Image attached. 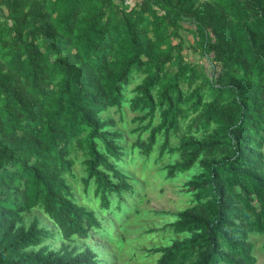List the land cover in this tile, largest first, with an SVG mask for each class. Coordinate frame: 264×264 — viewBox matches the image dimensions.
I'll use <instances>...</instances> for the list:
<instances>
[{
  "label": "trees",
  "instance_id": "16d2710c",
  "mask_svg": "<svg viewBox=\"0 0 264 264\" xmlns=\"http://www.w3.org/2000/svg\"><path fill=\"white\" fill-rule=\"evenodd\" d=\"M183 31L210 71L184 60ZM125 104L132 148L147 157L161 135L159 155L179 153L169 176L200 165L184 183L192 204L167 223L186 235L151 247L152 264H256L264 0H0V264H104L87 240L111 222L75 199L65 174L80 152L83 184L105 210L132 190L124 134L101 116ZM33 208L52 224L25 223Z\"/></svg>",
  "mask_w": 264,
  "mask_h": 264
},
{
  "label": "rangeland",
  "instance_id": "374dc122",
  "mask_svg": "<svg viewBox=\"0 0 264 264\" xmlns=\"http://www.w3.org/2000/svg\"><path fill=\"white\" fill-rule=\"evenodd\" d=\"M134 1L127 0L125 3L132 4ZM182 34L186 40L183 47L184 60L201 68L205 64L206 69L210 71L211 66H208L209 64L199 51H193L188 47V44L192 43V35L184 31ZM140 79L141 76L135 79L128 89V96L131 95L130 89ZM135 115L136 113L131 112L127 104L121 110L111 107L101 115L104 118L112 117L116 121V128L124 134L121 144L126 149V156L120 163V168L130 177L131 191H122L119 195L112 194L110 196L111 207L107 210L101 208L100 201L93 194V187L90 185L86 188L83 184L82 178L85 176V171L80 152L75 158L72 174H65L75 199L104 213L111 222L110 234L97 232L96 238L87 240L101 254L105 250L104 264H152L159 254L151 253L149 251L151 247L165 245L174 238L184 237L186 234L173 232L167 223L174 218L173 213L192 204V197L185 192L184 183L200 171L199 163H195L191 169L183 172L177 171L169 176L167 167L179 160V153L166 150L159 155V145L163 139L161 135L147 157L141 154L139 148H132L137 136V131H134L138 124L133 120ZM157 122L158 115L154 119V124ZM146 134L144 132L142 137L145 138ZM177 143L178 138L171 136V146ZM36 209L33 208V211L25 215L24 222L28 223L36 216L43 224L50 226L51 219L42 210ZM251 240L254 243L256 264H264V238L255 233ZM59 243V241H51L55 247Z\"/></svg>",
  "mask_w": 264,
  "mask_h": 264
},
{
  "label": "built area",
  "instance_id": "2783aa9c",
  "mask_svg": "<svg viewBox=\"0 0 264 264\" xmlns=\"http://www.w3.org/2000/svg\"><path fill=\"white\" fill-rule=\"evenodd\" d=\"M125 1H127V0H125ZM127 3V2H126Z\"/></svg>",
  "mask_w": 264,
  "mask_h": 264
}]
</instances>
